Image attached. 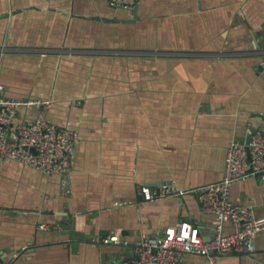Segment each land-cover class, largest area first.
<instances>
[{
  "label": "crops",
  "instance_id": "1",
  "mask_svg": "<svg viewBox=\"0 0 264 264\" xmlns=\"http://www.w3.org/2000/svg\"><path fill=\"white\" fill-rule=\"evenodd\" d=\"M264 0H0V82L22 100H52L48 120L77 129L71 193L62 176L0 160V253L10 264H113L131 244L182 223L213 236L190 190L223 178L227 148L264 132ZM21 108L15 123L30 122ZM171 184L184 195L146 200ZM264 217V179L231 188ZM47 224L46 229H41ZM227 232H233L231 224ZM220 264H264L258 253ZM184 264H208L189 254Z\"/></svg>",
  "mask_w": 264,
  "mask_h": 264
},
{
  "label": "built area",
  "instance_id": "2",
  "mask_svg": "<svg viewBox=\"0 0 264 264\" xmlns=\"http://www.w3.org/2000/svg\"><path fill=\"white\" fill-rule=\"evenodd\" d=\"M139 0H109L112 8L135 10ZM264 71V62L260 64ZM52 100H22L6 94L0 82V160L12 159L45 174L62 176V188L71 193V174L76 158L79 131L68 129L48 120ZM36 107L39 114L30 122L15 123L21 108ZM250 142L233 141L227 148L223 178L190 190L201 208L213 215L214 232L210 239L189 223L168 227L164 234H143L131 244L128 236L112 232L102 242L117 246H132L135 255L113 264H184L185 256L200 255L208 264H220L222 254L237 252L250 256L258 253V238L264 236V217H258L255 207L248 203H234L231 188L249 178L264 179V132L248 129ZM146 200L170 195H184L171 184H164L159 194L149 188L142 189ZM231 224L233 232H227ZM42 224L41 229H46ZM0 264H10L0 253Z\"/></svg>",
  "mask_w": 264,
  "mask_h": 264
},
{
  "label": "water",
  "instance_id": "3",
  "mask_svg": "<svg viewBox=\"0 0 264 264\" xmlns=\"http://www.w3.org/2000/svg\"><path fill=\"white\" fill-rule=\"evenodd\" d=\"M256 131H258V130L255 129L254 132H256ZM250 140H251V137L248 138V140L246 141V143L248 144L250 142Z\"/></svg>",
  "mask_w": 264,
  "mask_h": 264
}]
</instances>
